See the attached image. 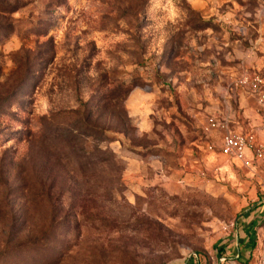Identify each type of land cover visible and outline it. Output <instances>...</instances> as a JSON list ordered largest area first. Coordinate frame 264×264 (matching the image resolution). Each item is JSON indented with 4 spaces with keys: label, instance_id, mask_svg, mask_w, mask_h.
I'll return each instance as SVG.
<instances>
[{
    "label": "rangeland",
    "instance_id": "rangeland-1",
    "mask_svg": "<svg viewBox=\"0 0 264 264\" xmlns=\"http://www.w3.org/2000/svg\"><path fill=\"white\" fill-rule=\"evenodd\" d=\"M246 70L264 0H0V264H264Z\"/></svg>",
    "mask_w": 264,
    "mask_h": 264
},
{
    "label": "built area",
    "instance_id": "built-area-1",
    "mask_svg": "<svg viewBox=\"0 0 264 264\" xmlns=\"http://www.w3.org/2000/svg\"><path fill=\"white\" fill-rule=\"evenodd\" d=\"M233 84L235 87L245 89L254 98L256 112L260 116V126L264 131V75L254 70H246L234 80ZM207 124L211 129L221 131V148L228 157L244 163L245 166H249L252 159L264 161V142H256L251 136L248 138L243 133L230 129L224 118L210 116ZM248 153L250 158L247 157ZM260 224L264 227V213Z\"/></svg>",
    "mask_w": 264,
    "mask_h": 264
},
{
    "label": "crops",
    "instance_id": "crops-1",
    "mask_svg": "<svg viewBox=\"0 0 264 264\" xmlns=\"http://www.w3.org/2000/svg\"><path fill=\"white\" fill-rule=\"evenodd\" d=\"M243 91L247 94L246 101H247L248 107L244 111L245 118L243 119V121H241V123L244 124V122H246L247 124L246 130L250 131L249 134L256 142H264V131H262L261 126H260V116L256 112V102L254 98L249 94L248 91H246L245 89ZM224 119L227 120L230 129L236 132L242 133V131L238 130L231 121H229L227 118H224ZM249 125L251 126L248 127ZM254 212H255L253 215L254 220L252 221L251 228L254 227V225H257L259 223V219L261 218L262 213H264V207L261 206L260 208L256 209Z\"/></svg>",
    "mask_w": 264,
    "mask_h": 264
}]
</instances>
